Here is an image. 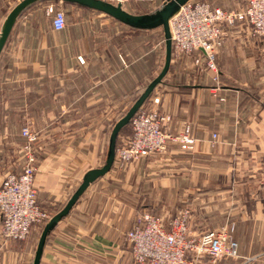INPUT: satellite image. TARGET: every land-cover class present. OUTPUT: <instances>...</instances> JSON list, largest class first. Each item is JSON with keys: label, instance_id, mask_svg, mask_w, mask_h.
<instances>
[{"label": "crops", "instance_id": "crops-1", "mask_svg": "<svg viewBox=\"0 0 264 264\" xmlns=\"http://www.w3.org/2000/svg\"><path fill=\"white\" fill-rule=\"evenodd\" d=\"M23 1L0 0V39ZM163 3L136 15L153 14ZM50 4L65 12L63 30H55L52 20L50 28L35 21L38 10L43 6L46 13ZM65 9L80 21L68 24ZM95 12L106 27L82 28ZM196 56L200 53L172 60L142 105L159 98L156 107L171 118L168 131L190 127L194 149L172 142L162 155L121 169L114 161L50 230L39 264H136L127 233L140 207L170 218L188 210L195 234L227 226L239 257L220 264H264V37L253 36L249 25L226 30L216 54L217 74L194 63ZM165 59L163 26L135 28L53 0L23 9L0 53V183L23 170L14 152L25 141L22 119L34 118L40 132L38 199L51 217L59 213L86 174L105 165L116 123L158 77ZM122 130L117 146L125 140L120 142ZM47 222L35 225L25 240H0V262L34 264Z\"/></svg>", "mask_w": 264, "mask_h": 264}, {"label": "built area", "instance_id": "built-area-1", "mask_svg": "<svg viewBox=\"0 0 264 264\" xmlns=\"http://www.w3.org/2000/svg\"><path fill=\"white\" fill-rule=\"evenodd\" d=\"M122 5L143 0H103ZM46 14L55 30L66 27V15L54 4L48 5ZM242 25L251 27L252 35L264 37V0H248L243 10L227 11L212 7L205 0H189L181 5L170 19L173 46L172 58L192 57L197 65L218 73L217 50L225 32ZM215 80L217 77L215 76ZM154 98L139 109L131 120L132 133L117 146L115 163L124 168L140 159L164 153L170 143L183 150L194 149L196 139L186 126L177 134L168 131L170 116L161 112ZM31 119L22 127L26 140L23 150L26 163L19 174L8 173L0 183V238L4 244L25 240L31 229L50 220V214L40 206L35 186L40 132ZM216 137V135H214ZM264 190V174L260 180ZM127 238L136 264H220L226 258H238V243L229 227L193 233L189 227V211L181 210L172 219L142 212ZM0 264H9L1 263Z\"/></svg>", "mask_w": 264, "mask_h": 264}, {"label": "water", "instance_id": "water-1", "mask_svg": "<svg viewBox=\"0 0 264 264\" xmlns=\"http://www.w3.org/2000/svg\"><path fill=\"white\" fill-rule=\"evenodd\" d=\"M42 0H24L20 5H18L14 11L11 13L9 18L6 21L4 26V30L0 39V53L5 45V42L8 38L10 30L18 17V15L22 12L23 9ZM53 1H60V2H67V3H76L78 5L105 13L110 17L128 24L135 28H152L157 26H163L165 31L166 37V59L163 70L161 73L156 77L152 83L148 86L145 93L142 97L131 107V109L127 112V114L121 118L115 125L112 135H111V142L108 157L104 166L93 169L89 171L83 179V182L75 191V193L71 196L65 207L56 215L50 218V220L46 223L43 233L40 238L37 254L34 260V264L40 263L41 252L45 242V239L50 232V230L64 217L66 216L73 205L77 202L78 198L85 192L88 186L93 183L96 179L106 174L113 166L115 161L116 149H117V140L120 131L127 126L142 105L147 101L151 93L154 91L158 83L161 82L163 77L168 71L170 63L172 61V53H173V46L171 40V32L169 22L170 19L175 15L180 6L188 2L189 0H166L164 1L163 5L160 9H158L155 13L150 15H136L126 11L122 5H114L103 0H53Z\"/></svg>", "mask_w": 264, "mask_h": 264}, {"label": "rangeland", "instance_id": "rangeland-1", "mask_svg": "<svg viewBox=\"0 0 264 264\" xmlns=\"http://www.w3.org/2000/svg\"><path fill=\"white\" fill-rule=\"evenodd\" d=\"M164 1L166 0H144V1H140V2H129L127 4H125V6L123 7L124 9L132 12V13H148L153 11L154 9L158 8ZM212 2V4L226 8V9H243L245 6H247V1L248 0H210ZM67 12L68 10L65 9ZM97 13L95 12V14L93 13V15L89 16L88 19H85L86 23H84V26H82V28H86V29H104L106 26L104 24H102V20H100L99 18L96 17ZM68 24L69 23H74V22H79V18L74 16L73 13H69L68 12ZM35 21L38 22L39 27L41 26V28H50L51 26V18L48 17L45 13V9L40 8L38 10V13L36 14L35 17ZM111 28H118L117 27H111ZM161 32H158L157 34H155L154 36V40L155 43L158 44L157 42L161 39ZM160 44V43H159ZM162 47V44H161ZM157 53V52H156ZM155 53V56L157 58V54ZM180 59V57H174V61H178ZM173 60V58H172ZM163 63V57L161 56L159 58V66H161ZM204 65V64H203ZM31 119L34 118H25L22 119V127L24 125H26L28 122H30ZM116 120V119H115ZM35 121V119H34ZM21 127V128H22ZM132 133V126L131 124H129L128 126H126L123 130H122V134L120 135V142L121 139H128V137H130ZM26 144V140L23 142L22 146L19 147V150H17L15 153V155L17 157H19L20 159V164L19 166H21V168L23 169L25 163H26V154L23 150L24 145ZM37 149H38V145H36ZM163 154V153H162ZM162 154H157V155H162ZM154 156V155H152ZM159 158H161V156H157ZM161 160V159H158ZM159 166L160 169H162L161 163L157 164ZM18 167V166H17ZM12 172H14V170H12ZM146 211V208L144 207H140V212H144ZM147 212L151 213L150 211L147 210ZM157 217H163V216H157ZM165 219H168L170 217H163ZM172 219V217L170 218ZM1 240V238H0ZM2 248V246L0 245V249Z\"/></svg>", "mask_w": 264, "mask_h": 264}, {"label": "trees", "instance_id": "trees-1", "mask_svg": "<svg viewBox=\"0 0 264 264\" xmlns=\"http://www.w3.org/2000/svg\"><path fill=\"white\" fill-rule=\"evenodd\" d=\"M148 102H150V101H148ZM129 124H131V122Z\"/></svg>", "mask_w": 264, "mask_h": 264}]
</instances>
